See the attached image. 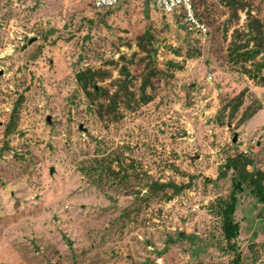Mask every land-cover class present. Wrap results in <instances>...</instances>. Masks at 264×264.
<instances>
[{
  "label": "rangeland",
  "instance_id": "obj_1",
  "mask_svg": "<svg viewBox=\"0 0 264 264\" xmlns=\"http://www.w3.org/2000/svg\"><path fill=\"white\" fill-rule=\"evenodd\" d=\"M235 1L193 0L202 44L155 0H0V264L229 263L224 164L264 173V51L244 54L264 0ZM143 47L161 72L144 92ZM86 69L106 95H84ZM150 181L191 183L166 200ZM237 198L241 264H264V205Z\"/></svg>",
  "mask_w": 264,
  "mask_h": 264
},
{
  "label": "trees",
  "instance_id": "obj_2",
  "mask_svg": "<svg viewBox=\"0 0 264 264\" xmlns=\"http://www.w3.org/2000/svg\"><path fill=\"white\" fill-rule=\"evenodd\" d=\"M220 1L227 3L228 5L236 3L235 0H220ZM193 5H194V2H193ZM195 13H197L196 10H195ZM196 16L201 22H203L197 14ZM207 37H208V32H207ZM206 41H207V38H206ZM253 41H254V44H253L254 48L244 53L248 57H254L255 55L264 51V28H262V25H259V28L255 31ZM152 49L153 48H145V47L142 48L143 53H145V56L142 57L140 61L143 63H146L145 68L147 70V73L143 75V81L141 85L142 92H144L147 85H151V79L155 75H158V74L161 75L160 70H158L157 68V63H156L157 61L154 60L155 50H152ZM98 73L99 72L97 71L86 69L85 71H81L76 74V79L79 81L81 89L84 91L85 96L89 97L92 95V93L88 90V88L93 89L94 93L103 92V94L106 95V91H104L102 88L95 86L94 80H95V77L98 75ZM243 95H244V92H241L238 96H236L235 98L236 102L232 107L241 105ZM117 97H118V91L116 90L113 93L112 97H110L111 98V101L109 104L110 110L115 107ZM22 99L23 97L21 96L16 103H20ZM15 112L16 110L13 111L11 120L14 119ZM10 125L11 124L8 123V126ZM249 163H250L249 159H247L243 154H238L234 157L228 158L226 163L224 164L225 169H231L233 171V176L231 180V191L228 195V198L219 199L216 206L218 207L217 214L220 216V219H221V225H220L221 234L226 243V248H224V250L234 254L233 258L227 264H241L240 254L237 250V245L235 242V239L237 238L238 231H239V224L234 221V214H235V210H236L237 202H238L237 194L243 191L244 186L247 188H250V192L255 196V198L261 204L264 205V173L261 171L249 172L246 169V166H248ZM108 176H111V177L114 176L113 170H108ZM224 176H225L224 173H219L218 178H222ZM190 183H191L190 181L186 184H174L172 182L162 183L159 181H150L145 184V187L147 188L148 195L161 192L165 196L166 200H170L174 196L183 192L185 189H188L190 186ZM167 189L171 190L170 194H167L165 192ZM145 198L149 200V196H145ZM210 264H213V263H210Z\"/></svg>",
  "mask_w": 264,
  "mask_h": 264
},
{
  "label": "built area",
  "instance_id": "obj_3",
  "mask_svg": "<svg viewBox=\"0 0 264 264\" xmlns=\"http://www.w3.org/2000/svg\"><path fill=\"white\" fill-rule=\"evenodd\" d=\"M117 3L118 0H92V6L97 11L109 9L116 6ZM154 7L161 14H171L181 18L182 24L189 31L198 34L202 44L206 42L208 29L197 18L192 0H155Z\"/></svg>",
  "mask_w": 264,
  "mask_h": 264
},
{
  "label": "water",
  "instance_id": "obj_4",
  "mask_svg": "<svg viewBox=\"0 0 264 264\" xmlns=\"http://www.w3.org/2000/svg\"><path fill=\"white\" fill-rule=\"evenodd\" d=\"M32 41H30V43H31ZM233 142H235V138H233Z\"/></svg>",
  "mask_w": 264,
  "mask_h": 264
},
{
  "label": "crops",
  "instance_id": "obj_5",
  "mask_svg": "<svg viewBox=\"0 0 264 264\" xmlns=\"http://www.w3.org/2000/svg\"><path fill=\"white\" fill-rule=\"evenodd\" d=\"M156 10V9H155ZM157 11V10H156ZM158 12V11H157ZM159 14H161L160 12H159ZM162 15H164V14H162Z\"/></svg>",
  "mask_w": 264,
  "mask_h": 264
}]
</instances>
